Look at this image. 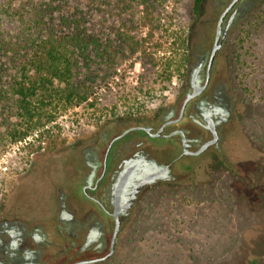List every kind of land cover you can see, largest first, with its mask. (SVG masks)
Segmentation results:
<instances>
[{
  "label": "rangeland",
  "instance_id": "rangeland-1",
  "mask_svg": "<svg viewBox=\"0 0 264 264\" xmlns=\"http://www.w3.org/2000/svg\"><path fill=\"white\" fill-rule=\"evenodd\" d=\"M248 2L242 0L244 12L215 62L235 101L219 151L180 159L173 168L176 180L145 189L116 255L99 264H264V0L250 7ZM193 5L194 0H127L124 6L107 0L102 17L109 40L118 31L138 42V50L118 45L107 85L82 108L52 105L56 121L26 140L13 141L17 119L10 120L11 127L0 125L1 220L35 219L55 241L50 227L56 197L74 191L87 201L81 180L93 144L145 122L154 108L156 122L178 102L180 107L188 76V60L181 59L208 40L212 46L222 11L221 0H203L199 16ZM102 17L96 14L95 21ZM177 36L186 39L185 46ZM64 237L72 239L65 230L61 246L50 248L46 258L67 245ZM82 258L78 254L73 261Z\"/></svg>",
  "mask_w": 264,
  "mask_h": 264
},
{
  "label": "flooded vegetation",
  "instance_id": "flooded-vegetation-1",
  "mask_svg": "<svg viewBox=\"0 0 264 264\" xmlns=\"http://www.w3.org/2000/svg\"><path fill=\"white\" fill-rule=\"evenodd\" d=\"M255 1L248 2L247 6L250 7ZM231 2L232 0H221L222 11L217 20L212 46L208 40L194 51L191 48L187 59L185 96L180 107L178 102L171 112L156 122L154 108L153 116L145 122L129 126L111 139L108 137L93 144V149L88 153L89 168L81 180L82 195L87 201H80L77 198L78 193L74 191L56 197L57 213L54 220L51 218L50 228L55 232L57 241L49 239L46 231L42 229V223L34 221L35 219H0V264H73L81 260L103 258L111 250L116 225L115 210L118 209L120 231L113 255L90 264L107 262L116 255L123 227L130 222L138 198L145 189L160 182L176 180V171L173 168L180 163V159L202 156L213 150L219 151L228 133V125L234 118L235 101L222 73L217 71L215 62L224 48L230 29L240 16L239 13L244 12L242 0L222 20L221 36L226 27L229 28L221 48L217 51L211 67L209 66L220 18ZM201 87L205 88L189 101L181 114L185 98L195 88ZM156 139L169 140L170 144L157 147L150 142ZM197 151L200 152L196 153ZM127 172L129 176L122 200L117 204L114 190L120 178ZM65 230L72 239L64 237L67 245L50 259L46 258L50 248L56 244L61 246V237ZM82 235L84 243L79 248ZM36 237L40 238L39 241ZM13 243L18 247L13 248ZM26 252L34 254L32 259L25 260ZM78 254L83 258L73 261Z\"/></svg>",
  "mask_w": 264,
  "mask_h": 264
},
{
  "label": "trees",
  "instance_id": "trees-1",
  "mask_svg": "<svg viewBox=\"0 0 264 264\" xmlns=\"http://www.w3.org/2000/svg\"><path fill=\"white\" fill-rule=\"evenodd\" d=\"M118 1L124 6L127 0ZM106 3L0 0V125L11 127L10 120H18L11 128L14 142L56 121L52 105L82 108L106 86L108 70L117 64L118 45L128 44L137 52L139 43L118 31L109 40L107 17H102ZM202 3L194 0L195 16L201 14ZM99 13L102 19L95 21ZM177 37L185 46L186 39ZM187 59L183 56L182 63Z\"/></svg>",
  "mask_w": 264,
  "mask_h": 264
},
{
  "label": "water",
  "instance_id": "water-1",
  "mask_svg": "<svg viewBox=\"0 0 264 264\" xmlns=\"http://www.w3.org/2000/svg\"><path fill=\"white\" fill-rule=\"evenodd\" d=\"M238 1L239 0H232V2L228 5V7L223 12V14H222V16L220 18V22H219V26H218L217 34H216V40H215V44H214V47H213V50H212L211 59H210V66L209 67H211L217 51L221 48L222 42L224 41V38H225L226 33L228 31V28H229L227 26L226 29H225V31H224L223 36H221V34H222V29H221L222 20L228 14V12L237 4ZM204 88L205 87H201L199 89H196L195 88L194 91L192 93H190L185 98V101H184V105H183L181 114H183V112L185 110V107L187 106V104L189 103V101L192 100L193 98L197 97ZM164 126L160 129V131L163 130ZM158 134H159V132L156 135H158ZM199 152L200 151H197L196 153H199ZM128 176H129V172H127L125 175H123L120 178V180L118 181V183H117V185L115 187V190H114V199H115V202L117 204L119 202H121V200H122V195H123V191H124V188H125V185H126ZM117 214H118V209L115 210L116 225H115L114 234H113V238H112V242H111V250H110V252L105 257L100 258V259L81 260V261H77V262H75L73 264H90V263H93V262H96V261H99V260L108 258V257H110V256L113 255V253L115 251V243H116V240H117V236H118L119 231H120L119 219H118Z\"/></svg>",
  "mask_w": 264,
  "mask_h": 264
},
{
  "label": "clouds",
  "instance_id": "clouds-1",
  "mask_svg": "<svg viewBox=\"0 0 264 264\" xmlns=\"http://www.w3.org/2000/svg\"><path fill=\"white\" fill-rule=\"evenodd\" d=\"M37 241H39V237H36L35 238ZM12 247L13 248H16V247H18V245L17 244H15V243H13V245H12ZM34 254L33 253H30V252H26L25 253V260H30V259H32V256H33Z\"/></svg>",
  "mask_w": 264,
  "mask_h": 264
}]
</instances>
